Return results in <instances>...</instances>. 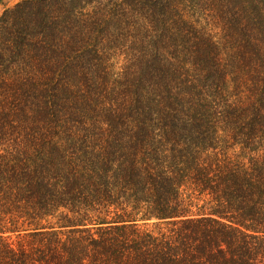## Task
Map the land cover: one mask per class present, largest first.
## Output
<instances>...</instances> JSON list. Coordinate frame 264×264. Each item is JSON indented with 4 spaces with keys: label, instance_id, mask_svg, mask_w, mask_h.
I'll list each match as a JSON object with an SVG mask.
<instances>
[{
    "label": "trees",
    "instance_id": "16d2710c",
    "mask_svg": "<svg viewBox=\"0 0 264 264\" xmlns=\"http://www.w3.org/2000/svg\"><path fill=\"white\" fill-rule=\"evenodd\" d=\"M0 264H264V0L5 9Z\"/></svg>",
    "mask_w": 264,
    "mask_h": 264
},
{
    "label": "rangeland",
    "instance_id": "374dc122",
    "mask_svg": "<svg viewBox=\"0 0 264 264\" xmlns=\"http://www.w3.org/2000/svg\"><path fill=\"white\" fill-rule=\"evenodd\" d=\"M21 0H1L0 2V14L7 8L12 7L16 3L20 2ZM211 33L215 35L216 37H219V33H217V30L212 27Z\"/></svg>",
    "mask_w": 264,
    "mask_h": 264
}]
</instances>
